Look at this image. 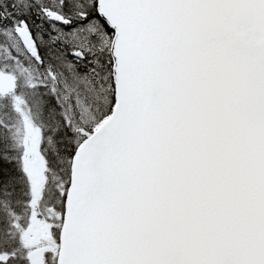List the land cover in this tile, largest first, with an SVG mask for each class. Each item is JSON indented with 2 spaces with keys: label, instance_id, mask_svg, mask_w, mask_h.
I'll list each match as a JSON object with an SVG mask.
<instances>
[{
  "label": "snow or ice",
  "instance_id": "1",
  "mask_svg": "<svg viewBox=\"0 0 264 264\" xmlns=\"http://www.w3.org/2000/svg\"><path fill=\"white\" fill-rule=\"evenodd\" d=\"M0 264H264V0H0Z\"/></svg>",
  "mask_w": 264,
  "mask_h": 264
}]
</instances>
